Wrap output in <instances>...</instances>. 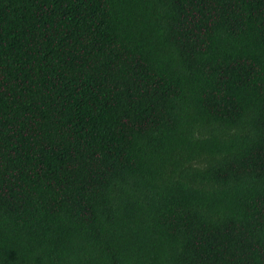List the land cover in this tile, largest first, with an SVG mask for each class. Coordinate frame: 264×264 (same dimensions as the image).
Returning <instances> with one entry per match:
<instances>
[{
  "label": "trees",
  "instance_id": "obj_1",
  "mask_svg": "<svg viewBox=\"0 0 264 264\" xmlns=\"http://www.w3.org/2000/svg\"><path fill=\"white\" fill-rule=\"evenodd\" d=\"M0 264H264V0H0Z\"/></svg>",
  "mask_w": 264,
  "mask_h": 264
}]
</instances>
